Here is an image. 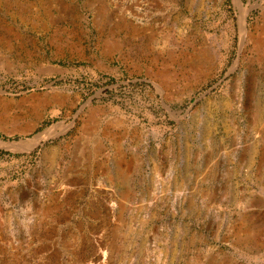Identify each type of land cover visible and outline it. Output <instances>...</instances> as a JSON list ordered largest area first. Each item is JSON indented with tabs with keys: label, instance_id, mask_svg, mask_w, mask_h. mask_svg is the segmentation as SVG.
Instances as JSON below:
<instances>
[{
	"label": "rangeland",
	"instance_id": "rangeland-1",
	"mask_svg": "<svg viewBox=\"0 0 264 264\" xmlns=\"http://www.w3.org/2000/svg\"><path fill=\"white\" fill-rule=\"evenodd\" d=\"M0 264H264V0H0Z\"/></svg>",
	"mask_w": 264,
	"mask_h": 264
},
{
	"label": "bare ground",
	"instance_id": "bare-ground-1",
	"mask_svg": "<svg viewBox=\"0 0 264 264\" xmlns=\"http://www.w3.org/2000/svg\"><path fill=\"white\" fill-rule=\"evenodd\" d=\"M244 23H245V14L243 13V11H241L240 26H241V29H242V34H243V30H245ZM62 126H63V123H59V124H57L55 126H52L51 128L46 129L44 132L36 135L33 138V140L37 141L39 138H44L45 139V138L49 137L50 135L58 134V133H60V132L65 130V127H63V130L57 131L56 128H59V127H62Z\"/></svg>",
	"mask_w": 264,
	"mask_h": 264
}]
</instances>
